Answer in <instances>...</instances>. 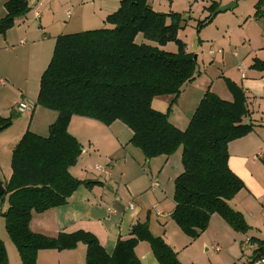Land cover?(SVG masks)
I'll use <instances>...</instances> for the list:
<instances>
[{
  "label": "trees",
  "instance_id": "16d2710c",
  "mask_svg": "<svg viewBox=\"0 0 264 264\" xmlns=\"http://www.w3.org/2000/svg\"><path fill=\"white\" fill-rule=\"evenodd\" d=\"M5 7L7 14L0 20V30L28 11L26 0H9ZM217 7L212 3L207 8L210 15L198 22L197 31L212 21ZM182 22L180 14L155 12L147 0H120L118 10L104 20L107 27L56 38L35 102L56 113V119L46 136L26 131L15 145L11 176L0 195V203L5 199L7 203L0 215L20 264H37L38 251L72 249L78 243L86 247L85 264H141L134 248L143 240L149 242L159 264H179L171 248L150 234L147 223L134 225L130 238L118 240L111 255L86 232L49 238L30 231L33 212L62 206L80 184H95L81 182L69 173L82 151L67 131L72 116L104 125L121 122L132 132L130 143L146 159L181 151L182 172L174 180L171 219L187 237L196 239L204 232L212 215H218L236 232H247L242 215L228 205L244 185L228 166L227 147L253 129L252 124L246 125L249 111L243 89L224 78L230 101L207 90L185 129L168 120V111L198 75L194 55L178 38ZM139 35L154 45L137 43ZM170 43L176 51L162 48ZM252 68L264 72V62L254 61ZM156 97L170 98L166 112L152 108ZM13 117H0V131L11 125ZM257 245L261 253L262 245ZM5 261L0 241V264Z\"/></svg>",
  "mask_w": 264,
  "mask_h": 264
},
{
  "label": "crops",
  "instance_id": "0c3cea01",
  "mask_svg": "<svg viewBox=\"0 0 264 264\" xmlns=\"http://www.w3.org/2000/svg\"><path fill=\"white\" fill-rule=\"evenodd\" d=\"M7 1L9 0H0V20L7 14L5 7ZM29 1L26 0L28 11L30 10ZM241 1L248 0H212L204 9L206 10L212 3L218 4L217 9L228 5L231 7L227 11L236 9L238 12H231V17L237 21L238 31L232 29V32L233 30L236 32L235 39L244 41L243 27L247 23L260 21L264 23V0L259 5L257 3L260 0H251L253 3L250 11L245 8V11L240 9ZM36 2L37 0L34 5ZM81 2V12H88L92 15L91 20L101 25V21L104 22L109 14L118 10L120 0H88L89 6H87V1L81 0ZM188 2L189 0H185V5L188 6ZM147 3L155 12L180 14L183 17L181 23L183 28L185 20L191 18L190 13L186 14L188 13L186 9L182 11L175 9L176 0H147ZM28 11L23 16L15 17L10 25L0 30V80L5 81V85L0 82L1 118H9L15 112L20 100L29 98L28 92L32 94L35 92L36 102L40 77L50 62L55 40L60 36L43 37L46 32L51 33L55 29L56 26L51 23L55 20L54 16H51V19L39 18V25L36 28L31 24H24L30 15ZM256 12L258 16L254 17ZM35 13L37 11L34 12V19ZM208 13L210 15L209 11ZM214 17L211 24L215 20ZM83 18L90 19L86 15ZM77 23L80 26L78 28H82L81 32L95 30L94 27L97 26L86 20ZM257 27L261 33L260 37L251 34L252 38L247 39L246 54L248 55L241 64L245 70L243 77L238 70H236L237 76L231 77L221 68L227 58L224 50L227 53L231 50L230 42L233 40L231 35H227L224 39L227 49L222 46H220L222 49H218L222 53H216L213 57L206 55V59L201 56L199 60L198 49L201 39L197 40L191 49L185 40L179 38L182 30L178 31V38L185 44V50L196 56L198 75L184 87L178 97L181 101L183 98L187 100L186 105L189 111L185 112V121L177 117L172 120L171 115L168 117L172 125L183 130L185 127L181 125V122L183 125L189 122L190 114L194 113L207 90L223 100L232 99L226 87L222 84L215 85L219 80L209 83L208 88L202 94L201 89H199L200 94L197 91L189 94L187 91L200 74L206 73L211 67L221 65L219 66L220 76L230 79L243 89L249 111L246 123L252 124L253 129L248 135L231 141L227 147L228 166L244 185L228 201V205L242 215L248 227L246 233L232 230L218 215H212L204 232L196 239L187 237L171 219L175 207L174 180L182 172L181 151L179 154H177L178 151L175 152L173 156L146 159L142 152L130 143L132 132L121 122L115 121L110 125H104L96 120L79 116H72L67 127L68 133L82 147L76 166L73 167L72 172L69 170V173L81 182H95V184L91 186L80 184L68 202L62 206L41 213L33 212L29 222L30 231L49 238H55L60 233L86 232L96 237L104 251L111 255L118 240L129 239L132 227L147 221L150 234L155 238H161L171 248L179 264H219L225 258L239 260L243 254L242 249L245 247L244 241L249 238L255 243L252 247L246 245L247 249L252 252L251 256L246 259L247 262L255 255L264 254V161L257 158V155L264 150V72L252 68L254 61L264 62V52L260 51L264 48V26L260 24ZM22 37H26L28 42L24 41L21 45L19 42ZM217 43L220 44V41L218 40ZM162 48L172 52L176 50L172 43ZM232 56L235 59L239 58L235 52ZM215 60L218 61H216L217 65L212 66ZM7 86L14 93L6 92ZM17 94H20V97L15 98ZM161 98V112H163L169 104V97H156L152 100L151 106L154 108L155 99ZM35 102L33 108L39 107L35 105ZM154 109L157 110V108ZM29 115H32L31 112ZM13 118L15 119L12 120L11 125L0 131V156L8 151L10 160L13 148L26 131L40 136L47 135L49 125L56 119V113L50 114L51 120L47 124V133H38L30 130L29 127L24 131L18 129L12 132L11 129L15 122L20 119L16 115ZM7 133L10 135L3 138ZM96 165L106 168L108 174L96 171ZM9 174L6 176L0 166V183L3 187L11 176V169H9ZM154 181L158 183L157 187L151 186ZM129 205H132V208H129ZM4 209H0V212ZM0 241L5 247L6 261L3 264H20L19 253L8 235L7 239L5 235L0 236ZM257 243L262 245L261 253L258 251L260 248ZM213 248H218V251ZM210 249L214 252L210 253ZM85 252L86 247L83 243H78L72 249L41 250L36 255V262L37 264H85ZM134 254L141 264H159L148 241H139L134 248Z\"/></svg>",
  "mask_w": 264,
  "mask_h": 264
},
{
  "label": "rangeland",
  "instance_id": "374dc122",
  "mask_svg": "<svg viewBox=\"0 0 264 264\" xmlns=\"http://www.w3.org/2000/svg\"><path fill=\"white\" fill-rule=\"evenodd\" d=\"M35 1L36 0H32V2H31V0L29 1L30 2V10L28 11V14H30V15L25 20L24 24H26V23L31 24V26H33L34 28H36L39 25L40 19H34L33 18L34 12H36V11H37V13L40 14V18L45 17V19H51V16L55 17V20L51 21V23L54 26H56L55 29L52 30L51 33L46 32V34L43 37L50 38L53 35H65V34H70V33L81 32L80 29H82V28H78L79 24L77 22H82L83 20H86V22L87 21L90 22V24H92V25L95 23L91 20L92 15H90L88 12L87 13L86 12L84 13V11L81 12V4H82L81 0H37L36 4L34 5ZM85 1H87V3H88V0H85ZM211 2H212V0H189L188 6H187V5H185V0H176L175 9H178L177 11H182L183 9H186L185 11L188 12L186 14L189 15V13H190V15H191V18H189V20H188V18L185 20V25H184V28L181 29L182 31H180V33H179V38L181 40H185L187 45L191 49L193 48L194 43L197 40L201 39L200 40L201 44H200V47L198 49L199 50V53H198L199 54V60H200L201 56H202V58L203 57L205 59L207 58L206 55H208L209 49H214V50L222 49L220 46L227 49V47H226L227 44H226L224 39H225V37H227V35H231V37L233 38V40L230 42L231 50H229V52L227 53V52H225V50L223 48L224 53H226L227 58L225 59L223 66H221V65H219V66H221L223 71H227V73L231 77H233L237 74L236 73V70H237L236 66L239 64H242V61L248 55V53L246 54V49H248V40L247 39L252 38L251 34L254 36L256 35L257 37H260L261 33H260V30L258 29L257 26H259L260 24L262 26H264V23H262V21L257 22V23H255V22L254 23H247L243 27V30H245V31H243L244 32L243 33L244 41H241L238 38L235 39L236 38L235 30L238 31V29H236V27H238V26H237V21L233 17H231L232 16L231 12H233V11L238 12V11L236 9H234L231 11H227L226 13L224 12V13L217 14L214 17L215 20L213 21L212 24L210 23L207 26L200 29L199 31H197L196 26H197L198 22L205 19L209 15L208 10L207 9L205 10L204 8H205V6L210 4ZM89 3L87 6H89ZM252 3L253 2L251 0L241 1L240 9L244 10V8H245V9H247V11H250ZM90 7H91V5H90ZM203 9H204V11H203ZM67 11H69L68 14H67ZM85 15L90 19H84L83 17H85ZM101 22H102L101 25L99 23L98 24L95 23L97 26H95L94 29L107 27V25L103 21H101ZM253 24H256L257 26L253 25ZM232 29H235V30H233V32H232ZM218 30L220 32H218ZM240 36H241V33H240L239 37ZM245 36H246V38H245ZM21 39L25 42H28L26 37H22ZM218 40L220 41V44L217 43ZM258 40H259V38H258ZM140 41H145L141 35L138 36L137 43H139ZM213 41H215L216 44H215V42L213 43ZM145 42L149 43L151 45H154V43H152V42H148V41H145ZM253 44H255V43H253ZM260 51L264 52V48H262ZM234 52L239 55V58L235 59L232 56V55H234ZM216 61L217 60H215L214 63L212 62L211 65L214 66L218 62V61L217 62ZM208 66H210V65H208ZM219 66L211 67L210 69L207 70L206 73L202 72L200 74V76L198 77V79L194 83H192V85L189 87V89L187 88L188 89L187 91L189 92V94L194 92V91H197L200 94L199 89L202 90V92H201V94H202L203 91L208 88L209 83H214L217 80H219V81H217L215 83V85L222 84L225 87L224 78L222 76H220V74H219V68H220ZM5 90H6V92H12L8 89V86L6 87ZM12 93H14V91ZM28 95H29V98L28 97L23 98L22 100H20V102H24L25 104L31 106V108H32L31 114L32 115L31 116L29 115L30 112L25 113V114H19L16 112V109H15V112L14 111L13 112L15 113L16 117H18L20 119L17 122H15V125L11 130H12V132H15L16 130L18 131V129L19 130L23 129L22 131H24L27 127H29V129L32 131H36L38 133H47V124L51 120L50 114L52 112L49 110H46V109H42L40 107L33 108V103L35 102V92H33V94L28 92ZM17 97H20V94H17L15 96V98H17ZM186 103H187V100L185 98H183L182 101L178 98L176 100V102L174 103V105L168 111V117H169V115H171L172 120L175 117H177L180 120L185 121L184 120L185 112L187 113L189 111ZM153 107L157 108V110H159V111H162V98L159 100L155 99V103H153ZM167 107H168V105L166 106V108L163 112L167 111L166 110ZM192 113L190 114L191 116H192ZM13 119H15V118H13ZM187 123L185 125H183L181 122V125L186 128ZM39 131H41V132H39ZM9 135H10V133H7L5 135V137H3V138H6V136H9ZM177 151H178L177 154H179L180 150H177ZM8 154L9 153L7 151L6 154H2L0 156V166H1V168L4 171L6 176L10 175L9 169H11L10 168V161L11 160L8 157ZM174 154H172V156ZM261 160L264 161V159H261ZM180 163H181V160H180ZM75 166H76V164L74 166L70 167L69 170L72 172V169ZM6 206H7V203H6V199H5V200L1 201L0 209L5 208ZM150 219H152V217H150ZM146 223H147V221H146ZM4 235L7 239V234H6V230H5V226H4V219L0 215V236H4ZM12 246H13L12 247L13 250L16 252V249H15L13 244H12ZM209 252L213 253L214 251H212L210 249ZM242 253H243L242 257L239 260H231V259L225 258V259L221 260L222 262L219 264H246V262H247L246 259L249 256H251L252 252H251V250L247 249V246L245 245L244 249H242Z\"/></svg>",
  "mask_w": 264,
  "mask_h": 264
},
{
  "label": "built area",
  "instance_id": "2783aa9c",
  "mask_svg": "<svg viewBox=\"0 0 264 264\" xmlns=\"http://www.w3.org/2000/svg\"><path fill=\"white\" fill-rule=\"evenodd\" d=\"M39 18H40V14L39 13H35V19H39ZM19 44H21V45L24 44V41L20 40ZM216 53L220 54V53H222V51L221 50H213V49H209L208 50V55L210 57H213ZM237 70L241 74V76L243 77L244 73H245V70H244V68H243V66L241 64L237 67ZM0 82H1L2 85H5V81L4 80H0ZM31 111H32L31 106L25 104L24 102H19L18 105L16 106V112L19 113V114L28 113V112H31ZM257 158L260 159V160L264 159V150H262L257 155ZM95 170L98 171V172H102V173L108 174V170L106 168H104L103 166H100V165H96L95 166ZM151 186L152 187H157L158 183L156 181H154V182L151 183ZM129 208H132V205H129ZM244 244L249 246V247H252L254 245L253 243L250 242L249 239H246L244 241ZM213 249L218 251V248H213ZM246 264H264V256L255 255V256H253V258L249 262H246Z\"/></svg>",
  "mask_w": 264,
  "mask_h": 264
},
{
  "label": "water",
  "instance_id": "95a60500",
  "mask_svg": "<svg viewBox=\"0 0 264 264\" xmlns=\"http://www.w3.org/2000/svg\"><path fill=\"white\" fill-rule=\"evenodd\" d=\"M230 7L231 6H229V5L228 6H221L218 9L215 10L214 14L225 12V11L229 10ZM193 59L194 60L196 59V56L195 55L193 56ZM246 125H249V124L246 123ZM3 192H4V187L0 183V195L3 194Z\"/></svg>",
  "mask_w": 264,
  "mask_h": 264
}]
</instances>
